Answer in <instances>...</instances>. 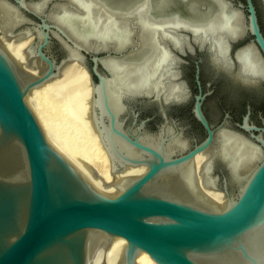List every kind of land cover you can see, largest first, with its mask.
<instances>
[{
    "label": "water",
    "instance_id": "95a60500",
    "mask_svg": "<svg viewBox=\"0 0 264 264\" xmlns=\"http://www.w3.org/2000/svg\"><path fill=\"white\" fill-rule=\"evenodd\" d=\"M104 4L99 33L86 28L84 36H74L72 23L63 21L74 12L75 21L88 20L89 5L73 0L0 2L14 18L10 30L3 32L0 26V264H139L141 251L157 264H264V157L246 163L237 175L228 169L219 184L218 175L208 167L198 173L196 165L197 155L213 139L200 100L193 111L208 136L187 151L177 148L174 136L145 135L148 119L139 120L136 110L143 101L161 107L163 93L178 97L183 89L175 78L184 57L199 47L225 58L228 41L204 26L142 20L145 4L122 16L108 12L132 6L112 0ZM220 7L235 9L223 16L224 23L242 14L244 32L264 52L254 0H221ZM137 30L149 35L156 52L142 68L125 73L117 58L140 48ZM1 35L32 37L27 65L10 53ZM33 57L45 64L38 73L29 60ZM237 58L246 63L248 55L237 53ZM71 59L81 61L94 88L95 125L110 158L112 190L93 184L54 146L27 99ZM227 135L238 139L233 132ZM252 135L264 146L260 136ZM217 151L234 171L229 153ZM138 166H145L144 172L120 174ZM201 183L224 193L228 203L212 200Z\"/></svg>",
    "mask_w": 264,
    "mask_h": 264
},
{
    "label": "bare ground",
    "instance_id": "6f19581e",
    "mask_svg": "<svg viewBox=\"0 0 264 264\" xmlns=\"http://www.w3.org/2000/svg\"><path fill=\"white\" fill-rule=\"evenodd\" d=\"M73 1L76 4L89 5L90 18L75 21V12L70 13L63 21V25L71 22L74 36H84L86 28L99 33L105 23V14L102 12L106 7L104 0ZM136 1L112 0L116 3L115 5L132 7L125 12H108V16L133 15L144 4L145 15H140V19L158 23L180 21L192 26H204L216 15V10L208 0H142L140 5H136ZM61 5L58 8H61ZM237 16L236 23L239 28L243 29V16L236 14L235 18ZM232 22L224 23L223 27L228 28ZM0 26L4 28L3 32L14 27V18L10 10L2 6H0ZM237 30L238 28L231 29L233 33ZM1 36L10 53L18 61L27 65L28 47L32 37L20 39V37ZM137 36L140 48L117 58L124 67L125 73L136 72L142 68L156 52L155 44H149V35H144V30H137ZM29 60L37 65L36 69H33L35 73L40 72L45 66L38 57L29 58ZM58 72L57 75L33 88L27 95V99L54 146L71 160L93 184L106 190H112L115 185L111 181L113 179L111 162L95 125L94 88L89 73L78 59H71L61 66ZM207 156L204 153L197 155L198 173L204 172L201 165L207 160ZM145 168V166L131 167L120 174L142 173ZM194 179L195 177L192 184L197 190ZM106 181H110L111 185H106ZM201 185L212 200L218 201L222 206L228 203V198L224 193L210 190L202 183ZM136 261L139 264H157L143 251L136 256Z\"/></svg>",
    "mask_w": 264,
    "mask_h": 264
},
{
    "label": "flooded vegetation",
    "instance_id": "af4514ba",
    "mask_svg": "<svg viewBox=\"0 0 264 264\" xmlns=\"http://www.w3.org/2000/svg\"><path fill=\"white\" fill-rule=\"evenodd\" d=\"M254 2L259 25L264 35V6L261 0H254ZM249 42L257 45L254 36L246 34L244 39L233 43V52ZM196 48L197 52L188 53L178 67L177 76L179 75L180 81H177V76L175 80L180 83L183 92H180L178 97L172 98H166L163 93L161 107L157 102L143 101L138 103L136 110L139 111V120L148 119L144 129L145 135L174 136L177 140V143L175 142L177 148L187 151L208 136L207 128L193 111L196 102L200 100L201 111L213 131L211 144L201 152L209 156L206 160L208 162L203 161L201 167H208L213 171L214 176L218 175L217 182L221 184L223 174L229 168L227 160L217 151L219 149L218 131L221 128L230 129V132L241 133L244 137L261 144L252 133L264 140V83L259 85L250 82L241 83L226 73L232 72V61L225 59L228 52L225 58H218V62L224 60L223 67L226 71L224 72L214 67L212 63L214 51L206 49L200 51L199 47ZM130 120L131 118L127 124L129 127ZM244 123L253 128L247 129L243 126ZM180 140H184L185 143H180Z\"/></svg>",
    "mask_w": 264,
    "mask_h": 264
},
{
    "label": "clouds",
    "instance_id": "9594fccd",
    "mask_svg": "<svg viewBox=\"0 0 264 264\" xmlns=\"http://www.w3.org/2000/svg\"><path fill=\"white\" fill-rule=\"evenodd\" d=\"M208 2L216 10V15L211 18L209 22L204 25V27L206 29H215V35L217 37L224 36V38L228 41V54L225 59H230L232 61V72H226L223 67L224 60H220L218 62V58H216L215 54L212 53V63L214 67L223 70L241 83L250 82L255 85L264 83V52H262L260 48L252 42H249L243 47L237 49L235 52L232 50L233 43H236L246 37L244 30L239 28L236 23L238 16L233 19L232 24H230L228 28L223 27V16L225 14L231 15L235 9H221V0H208ZM223 2L230 3V0H223ZM233 28H238L235 34L231 31ZM200 35L201 33L193 34L194 37ZM209 35H212V33L209 32ZM237 53L247 54V62L241 63V61L237 59ZM177 81H180L179 75L177 76ZM184 87H186L185 84ZM229 131L230 129L226 128L219 129L218 146L223 151L228 152L230 158L234 160L236 165L235 170L233 171V165L231 163L229 164V170L233 173V175H237L246 163L264 157V146H261L259 142L252 141L248 137H244L241 133L235 134V137H238V139L229 137L227 135Z\"/></svg>",
    "mask_w": 264,
    "mask_h": 264
}]
</instances>
